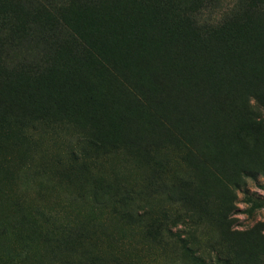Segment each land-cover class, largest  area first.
Here are the masks:
<instances>
[{
	"label": "rangeland",
	"instance_id": "1",
	"mask_svg": "<svg viewBox=\"0 0 264 264\" xmlns=\"http://www.w3.org/2000/svg\"><path fill=\"white\" fill-rule=\"evenodd\" d=\"M47 1L0 0V264H264V9ZM53 14L89 52L16 69Z\"/></svg>",
	"mask_w": 264,
	"mask_h": 264
},
{
	"label": "trees",
	"instance_id": "2",
	"mask_svg": "<svg viewBox=\"0 0 264 264\" xmlns=\"http://www.w3.org/2000/svg\"><path fill=\"white\" fill-rule=\"evenodd\" d=\"M201 1L202 4H205L207 0ZM45 4L49 5L50 7L57 5V3L53 0H49ZM240 9L249 11L247 14L261 11L264 9V0H237L233 12L237 14ZM233 12L230 15H232ZM83 22L86 25L85 20ZM122 24L126 25L131 32H141L143 28L148 25L146 22H144V20L142 21V23L138 21L133 22V20H122ZM3 29L13 28H10L7 25ZM3 29L1 28L0 30ZM31 31L32 32L24 37H16L18 38V41H12L11 38L13 37H10L8 38V43L6 42L5 50L7 49V53L5 58L7 59V61L15 64L16 69H23L22 72H25L24 69L38 70L35 66L44 67L46 69L53 63L60 64V60H56L54 62L53 54L57 49L68 45V41H70L77 48L82 47L84 55L85 53L89 52L88 50H90V48L84 43L83 40L78 39V36H75L73 34L63 18L59 19L58 15H49V17L44 21L42 25L39 24V26L37 25L35 28L33 26ZM56 33L63 34L62 41L57 42L54 40L52 35ZM76 50L82 53V51L78 49ZM69 88L75 90L78 88V86L72 81ZM58 97L60 99L62 98L61 93L57 94V98ZM99 124L101 126V132L106 133L108 131L112 132V130L117 131L116 117L109 119L108 122L100 121ZM250 199V201H252L253 198Z\"/></svg>",
	"mask_w": 264,
	"mask_h": 264
},
{
	"label": "bare ground",
	"instance_id": "3",
	"mask_svg": "<svg viewBox=\"0 0 264 264\" xmlns=\"http://www.w3.org/2000/svg\"><path fill=\"white\" fill-rule=\"evenodd\" d=\"M127 17V16H126ZM262 31V30H261ZM185 39V38H184ZM175 41V40H174ZM144 43V42H143ZM158 43V42H157ZM162 44V43H161ZM257 45V44H256ZM150 46V45H149ZM257 47V46H256ZM264 47V46H263ZM258 48H259V45H258ZM141 49V48H140ZM163 49V48H162ZM178 49V48H177ZM207 49V48H206ZM161 50V49H160ZM263 53V52H262ZM183 54V53H182ZM164 55V54H163ZM132 57V56H131ZM161 57V56H160ZM247 57V56H246ZM168 58V57H167ZM236 58V57H235ZM155 59V58H154ZM164 59V58H163ZM263 59V58H262ZM149 62V61H148ZM261 62V61H260ZM161 63V62H160ZM165 63H167L166 61H165ZM193 63V62H192ZM155 64V63H154ZM179 66V65H178ZM160 67V66H159ZM252 67V66H251ZM131 68V67H130ZM177 68V67H176ZM175 68V69H176ZM156 69V68H155ZM158 69H160V68H158ZM255 72V71H254ZM162 73V72H161ZM190 74V73H189ZM154 75V74H153ZM186 77V76H185ZM187 79V78H186ZM183 80H184V78H183ZM159 81V80H158ZM175 82V81H174ZM155 84V83H154ZM183 84V83H182ZM180 85V84H179ZM196 85V84H195ZM183 86V85H182ZM188 86V85H187ZM192 88V87H191ZM195 89V88H194ZM172 90H174V89H172ZM186 90V89H185ZM191 91V90H190ZM220 93V92H219ZM218 94V93H217ZM206 96V95H205ZM179 99V98H178ZM209 100H211V99H209ZM194 102V101H193ZM204 103V102H203ZM210 103V102H209ZM213 103V102H212ZM179 104V103H178ZM198 104V103H197ZM208 104V103H207ZM212 105V104H211ZM213 106V105H212ZM202 110V109H201ZM200 110V111H201ZM191 111V110H190ZM204 111V110H203ZM189 113V112H188ZM200 114H202V113H200ZM199 114V115H200ZM205 116V115H204ZM195 117V116H194ZM213 117V116H212ZM209 120V119H208Z\"/></svg>",
	"mask_w": 264,
	"mask_h": 264
}]
</instances>
